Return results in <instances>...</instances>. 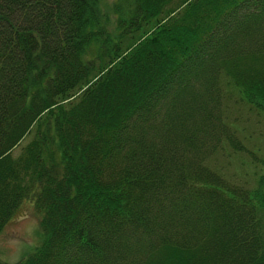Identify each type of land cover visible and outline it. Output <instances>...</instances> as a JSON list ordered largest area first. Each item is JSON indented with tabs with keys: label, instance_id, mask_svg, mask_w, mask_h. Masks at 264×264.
Here are the masks:
<instances>
[{
	"label": "trees",
	"instance_id": "16d2710c",
	"mask_svg": "<svg viewBox=\"0 0 264 264\" xmlns=\"http://www.w3.org/2000/svg\"><path fill=\"white\" fill-rule=\"evenodd\" d=\"M99 5L0 0V235L42 217L18 264H264V174L215 160L230 86L264 113V0Z\"/></svg>",
	"mask_w": 264,
	"mask_h": 264
},
{
	"label": "rangeland",
	"instance_id": "374dc122",
	"mask_svg": "<svg viewBox=\"0 0 264 264\" xmlns=\"http://www.w3.org/2000/svg\"><path fill=\"white\" fill-rule=\"evenodd\" d=\"M118 0H99L100 11L114 21V4ZM227 122L234 130L239 150L228 144L220 148L215 156L218 167L228 172L238 182H251L256 185L258 177L264 174V113L251 107L233 86L227 90L225 98ZM28 136L13 150V155L20 154L22 148L31 141ZM41 214L34 207V200L23 203L0 235V260L8 264H18L31 254L42 242L40 227Z\"/></svg>",
	"mask_w": 264,
	"mask_h": 264
}]
</instances>
